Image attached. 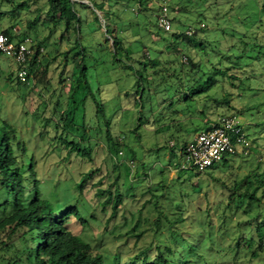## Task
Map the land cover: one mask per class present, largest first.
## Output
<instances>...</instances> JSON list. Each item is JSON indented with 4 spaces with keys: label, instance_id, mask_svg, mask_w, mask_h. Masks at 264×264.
<instances>
[{
    "label": "trees",
    "instance_id": "16d2710c",
    "mask_svg": "<svg viewBox=\"0 0 264 264\" xmlns=\"http://www.w3.org/2000/svg\"><path fill=\"white\" fill-rule=\"evenodd\" d=\"M3 1L0 0V17L6 10H10ZM88 1L99 11L107 9V6L108 8L112 6L111 0ZM119 1L117 0V3ZM179 1L180 4L176 2V8L187 23L213 22L218 18L220 11L225 9L223 25L235 24L229 36L237 35V42L225 49V53L231 52L235 47L240 49L232 55L233 64L229 61L225 68L212 64L206 66L204 58L209 53H204L205 42L202 38L205 37L201 38L206 32L205 28H200L201 32L198 31L199 29H195L191 35H187L184 28L179 36H174L176 41L167 47L168 58L163 60V67L169 68L173 63L170 57L174 56V53L176 55V89L169 95L170 99L176 98V100L171 103H175V105L168 104L166 106L171 108L167 117L164 115V105L160 107L161 113L158 115L163 122L159 127L152 128V131L155 134L170 133L169 139L171 140H166V143L168 141L172 143V147L168 149L172 156H177L178 148L182 155L187 144L191 141V131L188 127L185 128L183 123L188 116L196 113L202 116L213 114L210 113L211 108L215 109V114H220L218 112L221 107L230 106V98L234 93L237 97H242L247 91L260 90L259 88L263 86L264 82V46L256 42V39L250 42L243 40L249 31L254 35L258 34L260 29L264 30V0ZM12 2H14L12 4L14 10H32L33 17L30 25L37 23L38 28H47L48 34L44 41L36 45L33 40L36 38V34H30L31 37L25 34L21 36L19 31L13 33L11 28H1L3 34L13 41L20 42L25 38H31L34 43L32 45L34 52L27 62L26 82H21L18 79L19 66L15 61L0 53V264H206L203 260L205 256L200 255L202 239H207L209 235L214 241L213 233L204 229L203 223L187 218L190 203L187 199L194 188L187 185L183 187L182 182H179V178L185 175L183 173L191 171L181 169L180 162L176 163V168L183 173L176 178V205L173 209L170 207L171 199L168 195L173 186H166V177L161 163L157 162L158 166H155V170L159 172L157 176L153 175L152 170L147 169L143 164L145 175H148V179L152 182L148 188L150 198L145 201L139 211L147 209L148 213H152L153 217L157 215V217L155 220L145 218L140 222V229L136 225L126 233L133 241L132 249L129 241L125 240L122 241L120 247L121 249L127 248L126 251L118 250L117 253H105L92 243L93 239L90 240L85 236V233L75 229L76 225L86 227L90 223L98 224L103 231L97 238H102L103 235L114 232H108L106 223L111 222L114 226L126 224L125 216H122L120 221L116 219L124 204L118 186V178L114 177L108 186L102 187L103 179L96 183L93 182L94 172L91 170L82 173L78 180H74L72 188L75 190L69 187L61 190L59 185H52L53 179L59 180L61 171L70 161L79 163L86 158L91 159L90 149L87 146L81 148V145L90 140L92 130H90L89 124H86V115L83 112L78 123L75 115L76 108L70 109L69 104L74 103L75 95L79 90L78 85L74 86L70 93L65 91L63 94H57V102L52 110H49L47 103L41 100V94H37L40 96L38 97L39 101L38 99L34 101L35 108L32 111L29 110V105L33 100L32 97L38 93L34 86L37 84V80L41 79H36V82L33 79L35 68L39 64V49L44 45L47 53H52L53 49L49 44H51V39L56 36L59 39V45L55 49L56 55L53 56V59L59 55L67 54L62 53L59 48L67 36L71 37L73 47L70 51L75 49L70 63L72 71L73 73L79 72L76 81L78 83L83 81L84 90L90 93L84 58L83 56L79 57L84 52V47L80 45L77 38L83 25L79 10L87 12L88 18L93 15L95 23H99V20L84 3L72 0H12ZM186 13H189L190 16L185 17ZM188 27L191 26L186 28ZM219 28L220 32L226 33L227 26ZM112 39L114 49L117 50L116 46L118 44L120 46L121 42L117 36ZM196 43H198L199 49L196 48ZM218 50L220 52L219 48ZM2 55L6 58H3ZM182 57L188 59V62L182 63ZM136 64H138L139 70L135 71L133 76L136 99L132 112L137 111L138 102L143 109V102H147L153 94L158 92V90H153L158 88L162 73L157 61L145 62L141 60L136 61ZM13 65L15 69L12 68ZM125 65L129 66L127 63ZM129 68L132 67L129 66ZM46 69L47 67L43 74L47 73ZM49 82L51 81L49 80L46 85H41L43 89H50ZM244 83H248L246 89L241 88ZM215 88L221 89L222 96H217V90L216 93L211 94ZM14 93H17L16 102L22 106L24 112L20 118L9 119L5 110L6 101L13 98ZM54 94L55 92L50 97ZM87 95L85 93L80 100L83 109L86 106ZM190 103L194 104L193 110L189 109L188 104ZM38 105L42 107V124L38 134L34 136L27 128L31 126V130L35 129L33 115L38 110ZM94 105V119L95 123H98L100 116L104 117V106L101 102H95ZM259 106H264V103L250 109L257 110ZM140 121V117L136 118L137 125L151 127L150 121L146 119ZM20 125H23V128ZM98 126L100 127V124ZM106 126L105 137L110 139L112 130L107 123ZM192 130L195 131V127L192 126ZM32 142L33 145H31ZM38 143L41 145L38 148H41L42 145L50 147V155L56 161L49 170L51 180L44 175L40 176L38 172L35 155ZM108 146L118 150L116 145L111 142L108 143ZM163 149L166 148L163 147ZM229 167L230 165L226 168L229 169ZM194 172L198 176L201 174V172ZM105 178L110 179L111 177L109 175ZM213 178L219 183L220 196H225V200L221 199L218 205L221 206L225 202V207L230 204L239 209L243 207L245 208L244 213L249 216L244 219L245 221L240 222V220L233 226L236 231L235 238L226 246L218 244V247L228 248L231 246V257L234 254L237 258L239 250L249 251L251 258H256V262H258V258L264 251V219L257 220L264 213V208L262 210L264 170L261 171L256 167L246 174L229 171L228 173L224 172L222 178L219 176ZM50 187L57 188L59 192L50 191ZM85 190L93 192L92 199L86 197ZM157 191H160V195L155 194ZM257 192L261 193L260 197L257 196ZM159 197H163L160 206L156 200ZM253 206L259 208L255 216L250 214ZM108 210H110V214L106 215ZM211 210L209 208L205 210L207 216L211 215ZM235 213L238 217H236L237 220L241 219L237 211ZM105 216L107 217L105 218ZM103 218L106 219L105 225ZM186 228L188 229L185 230ZM205 231L207 235H204ZM148 234L152 236V240L140 247L139 242L142 239H147ZM236 257L231 261H235Z\"/></svg>",
    "mask_w": 264,
    "mask_h": 264
},
{
    "label": "rangeland",
    "instance_id": "374dc122",
    "mask_svg": "<svg viewBox=\"0 0 264 264\" xmlns=\"http://www.w3.org/2000/svg\"><path fill=\"white\" fill-rule=\"evenodd\" d=\"M72 1L84 3L93 11L94 16L99 20V23H95L92 18L93 15L88 18L86 16L87 12L85 13L79 10L83 25L77 38L80 45L84 47V52L79 57L83 56L84 58V65L87 68L86 79L89 84L90 93L84 90L83 81L81 83L76 81L79 72L76 71L73 73L72 71L70 63L75 49L70 51L71 47H73L71 37L69 38L67 36L59 48L62 53L67 54L59 55L56 59H53V56L56 55L55 49L59 45V39L56 36L51 39V44H49L53 49L52 53L48 54L43 45V51L40 52L38 57L39 64L36 62L38 66L35 68L33 79L34 81L41 79L37 80L38 82L35 81L37 84L34 82L36 84L35 86L33 84L38 93L32 97L33 100L30 102L29 110L32 111L35 108L34 101L40 97L38 96L40 94L41 100L47 103L49 110H52L55 102H57V94H63L65 91L70 93L72 88L78 85L79 90L75 95L74 103L72 102L69 105L70 109L76 108L75 115L78 123L82 118V112L86 115V124H89V128L92 131L90 140L85 141L84 144L82 143L81 148L87 146L90 149L91 159L86 158L79 163L70 161L61 171L59 180L53 179L52 185H59L61 190L67 187L75 190L72 188L74 180H78L82 173L91 170L94 172L93 182L96 183L100 179H103L102 187L108 186L114 177L118 178V186L124 204L120 208L116 219L120 221L122 220L121 217L125 216L127 219L126 224L124 226H114L111 222L106 223L108 232H114L103 235L102 238H97L101 236L100 234L103 231L102 227L98 224L90 223L86 227H81L80 225L75 226L77 231L80 230L90 240L93 239L92 243L100 247L103 252L117 253L118 250H127V248L121 249L120 247L122 241L125 240L129 241L132 249L133 241L126 234L131 228L138 225L140 229V222L145 218L155 220L157 217V215L153 217L152 213H148L149 210L147 211V209L139 211L145 201L150 198L148 188L152 182V180L148 179V175H145L143 164L147 169L150 168L152 170L153 175L157 176L159 172L155 170V166H158L156 164L157 162L161 163L166 177V186H173L169 191L170 193H168L171 199V209L176 205V178L183 173L176 168V163L181 160V150L178 148L177 156H172L170 150H168L172 147V143L169 142L171 140L169 139L170 133L155 134L152 131V128L159 127L160 123L163 122L158 115V113H161L160 107L164 105V115L167 117L171 108L166 106L176 100V98L170 99L169 97L171 92L176 89V55L174 53V56L170 57L173 63L170 64L169 68L163 67V60L168 58L167 47L176 41V37L174 36H179L184 28V31H186L188 29L186 27L191 26L194 30L199 29L198 31L200 32L202 31L200 28L206 29L204 36H201V38L205 37L202 38L205 42L204 53H209L204 58L207 63H205L206 66L212 64L225 68L228 66L229 61L233 64L232 55L233 53H237L240 48L235 47L231 52L225 53V49L237 42V35L234 37L229 36L235 24L223 25L225 9L220 11L218 18L213 22L209 21L206 23L200 21L201 23H199V21H196L187 23L179 14L178 8H176V2L180 4L179 0H120L118 3L117 0H111L112 6L110 8L107 6V9L103 11L94 8L88 0ZM3 2L10 10L7 8L8 10L0 17V28H11L13 33L19 31V35L21 36L25 34L31 37L30 34H36V38L33 39L36 45L44 41L48 30L45 27L44 29L38 28L36 26L38 25L37 23L32 26L30 25L33 17L32 10H14L12 7L14 2L12 0H4ZM162 7L167 8L171 22V28L168 32L162 31L156 22L159 15L158 10L160 11ZM189 16V13L185 14V17ZM220 26H227L225 34L220 32ZM259 31L258 34L254 35L251 31L247 32V36L243 40L250 42L256 39V42L264 46V30L260 29ZM115 36L121 42L120 46L119 44L116 46L118 51L114 49L115 46L112 37ZM195 45L199 49L198 43ZM2 57L6 58L3 55ZM141 60L145 62L157 61L160 64L159 69L162 70L161 79L158 88L153 90H158L155 93L156 95L153 94L147 102H143V109H141V104L138 102L137 111L132 112L136 99L134 97L135 79L133 76L134 72L139 70L136 61ZM181 62L185 64L188 62V59L182 57ZM125 63L132 68H129ZM45 67H47V73L43 74ZM12 68L15 69V66L13 65ZM48 79L51 81L49 82L50 89L45 90L41 85H46L49 81ZM247 87L248 83H244L241 86L244 89ZM225 88L227 89V86ZM259 89L255 92L247 91L242 97H237L236 93H234L230 98V106L226 107L224 105L221 107L218 112L220 114H215V109L211 108L210 113L213 114L202 116L196 113L188 116L183 122L185 128L188 127L190 129V139L192 140L200 128L205 127L206 124L208 125L217 117L237 116L242 123L248 141V146L239 148L235 154L227 156L224 158L225 160L223 159L215 163L199 176L194 171H186L183 173L185 175L179 178V182H182L183 187L187 185L194 188V191L187 199L190 202L187 218L203 223L204 229L213 233L212 238L215 242L212 241L209 235L207 239H202L203 244L200 248V255L205 256L203 260L206 264H264V251L258 258V262H256V258L252 259L249 251L239 250L237 258L234 254L231 257V246L228 248L218 247V244L226 246L234 239L236 231L233 229V226L240 220V222H243L249 216L244 213L245 208L243 207L239 209L231 204L225 207V202L221 206L218 205L221 199L225 200V196H220L219 183L213 178L216 176L222 178L224 177V172L228 173L229 171L246 174L256 167L261 171L264 170V106H259L257 110L250 109L253 106L264 103V82L263 86ZM216 90L217 96H222L221 89L218 88L213 89L211 94L216 93ZM230 90L235 92L233 89ZM54 92L55 94L50 97ZM85 93L88 95L85 109H83L80 100ZM16 94L14 93L13 98L6 101L5 110L9 119L20 118L24 112L22 106L16 102ZM94 101L97 103L101 102L104 106V117L100 116L98 123H95L96 120L94 119ZM171 105H175V103ZM193 105V103L188 104L190 110H193ZM40 106L38 105V110L33 115L35 118V129L31 130V126L27 128L29 132L31 131V135L33 134L34 136L38 134L39 127L42 124V107ZM139 117L141 118L140 122L144 119L150 121L151 127L137 125L136 118L138 119ZM28 118L30 119V116ZM106 123L112 130L110 139L105 137V130H107ZM99 124L100 127L98 126ZM204 124L205 126H203ZM192 126L195 127V131H193L194 129L192 130ZM20 127L23 128V125H20ZM134 129L136 130L134 131ZM166 140L169 141L166 143ZM110 142L116 145L117 151L114 148H109L108 143ZM31 145H33V142ZM39 146L41 145L38 143L37 148ZM163 147L166 149H163ZM50 151V147L42 145L41 148L36 149L35 155L40 176L44 175L51 180L49 170L56 161L50 155ZM228 165H230L229 169L226 168ZM109 175L111 178L106 179L105 177ZM50 191L59 192L57 188L53 187H50ZM84 194L89 199H92L93 192L85 190ZM155 194L160 195V191L155 192ZM256 194L258 197L261 195L260 192ZM162 198H156L159 206ZM208 208L212 209L210 216H207L205 213V210ZM263 208L264 200L262 201V210ZM252 209L250 214L251 216H255L259 208L253 206ZM235 211H237L241 219L237 220L238 217ZM109 214L110 210H108L106 215ZM263 217L264 213L257 220L264 219ZM105 218H103L104 225L106 222ZM204 233V235H207L206 231ZM151 237L148 234L147 239H142L139 242V246L142 247L147 244L152 240ZM236 242L238 243V241ZM234 257H236L235 261L237 262L231 261Z\"/></svg>",
    "mask_w": 264,
    "mask_h": 264
},
{
    "label": "built area",
    "instance_id": "2783aa9c",
    "mask_svg": "<svg viewBox=\"0 0 264 264\" xmlns=\"http://www.w3.org/2000/svg\"><path fill=\"white\" fill-rule=\"evenodd\" d=\"M158 27L168 32L171 28L166 7H162L157 17ZM203 26V25H202ZM194 32L188 27L185 33ZM31 38L16 42L3 34L0 28V53L12 58L19 66L17 72L21 82L27 81V62L33 54ZM43 48L39 49L42 52ZM248 146L247 137L242 123L237 116H220L197 132L195 137L187 144L183 151L180 167L184 170L205 172L224 157L235 154L239 148Z\"/></svg>",
    "mask_w": 264,
    "mask_h": 264
}]
</instances>
